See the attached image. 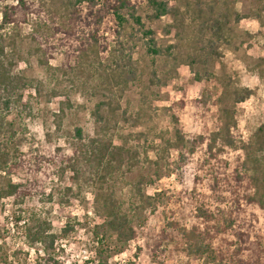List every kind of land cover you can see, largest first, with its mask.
I'll use <instances>...</instances> for the list:
<instances>
[{"label":"rangeland","instance_id":"rangeland-1","mask_svg":"<svg viewBox=\"0 0 264 264\" xmlns=\"http://www.w3.org/2000/svg\"><path fill=\"white\" fill-rule=\"evenodd\" d=\"M97 1L78 10L71 0H38L41 20L25 22L19 11L22 25L0 31L15 41L6 52L25 79L8 116L21 154L10 172L0 170L4 185L24 187L0 199V264H46L27 227L61 234L68 223L54 245L61 264H99L100 246L110 264H264L253 244L264 246V208L243 196L237 212L229 199L240 174L247 193L264 195V168L253 177L241 165L256 157L244 145L264 124V0H172L179 11L159 20L147 0H132L161 55L148 52L131 6L130 22L119 24L116 1ZM100 101L105 120L97 122ZM77 126L85 142L99 137L128 151L125 163L88 162L75 178L61 159L73 154ZM98 193L115 201L133 239L101 226ZM200 204L217 215L209 225ZM231 208L243 239L217 219Z\"/></svg>","mask_w":264,"mask_h":264},{"label":"trees","instance_id":"trees-1","mask_svg":"<svg viewBox=\"0 0 264 264\" xmlns=\"http://www.w3.org/2000/svg\"><path fill=\"white\" fill-rule=\"evenodd\" d=\"M114 15L118 20L119 24L123 22H130L128 18H126V14L124 13V8L131 6L133 12L131 13V18L136 26L139 27L138 30L142 32L144 35V44L146 45L148 52L154 55H161L164 53V48L158 46L157 40L155 38V33L153 29L148 28L143 20L142 15L137 14L136 4L132 2V0H115ZM38 0H12V2H8L7 0H3L1 4V20H0V31L4 30L8 26L20 27L22 22L18 19L19 11L24 12L26 16L25 22L28 21L30 15H37L39 20H41L42 11L37 6ZM76 8L84 5L90 4L92 6L97 5V0H71ZM147 5L151 10L150 18L152 20H159L164 16H175L179 11V8L172 4V0H147ZM36 6L38 8H36ZM30 14V15H29ZM27 20V21H26ZM126 30V28H124ZM6 36V35H5ZM6 38L4 34L0 35V137L4 136V140H0V170L8 169V172L11 170L10 163L13 162V158L17 154H21L19 146L14 139L17 136V130L15 128L14 121L9 119V111L12 108V105L16 102V100L23 98V94L19 93V85H24L25 81L24 77L21 75H17L13 73V64L12 59L9 58L8 53L6 52L9 46H14L15 41L11 39L6 42ZM40 49L39 51H41ZM37 94H40L39 88L36 87ZM71 103H69L70 105ZM104 101H100L96 104L94 116L96 117L97 122L104 121V115L102 114V109L105 106ZM123 115H127L126 111ZM178 121L177 118H175ZM74 138L76 144L74 145L73 154L70 156H63L61 159V163H63L66 167H68L72 172L75 178L79 177V173L82 172V166L90 162L96 160L99 165L103 163V161L107 163H113L116 167H121L123 163H125V159L129 155V152L122 147H111V143H106L102 138H90L88 142H85L84 131L81 127H76L74 131ZM247 143V144H246ZM245 148L249 154H254L256 157L252 159L251 156L247 158L241 165H243L245 172L247 175L249 172H254L253 177L259 176L262 173L264 168V158L258 157L255 153L262 152L264 156V124H262L257 131L254 133L253 141L246 142ZM13 149H10V148ZM12 155V158L10 157ZM240 158V157H239ZM238 158V163L240 162ZM15 162V161H14ZM14 165H16L14 163ZM239 171L238 167L234 169L233 172L237 173ZM238 175V174H237ZM246 177L242 174L238 175V185L233 186L232 184L229 187L231 202L236 205L240 212L243 202V196H245L248 202H256L260 207L264 208V195L260 194L261 188L257 189L255 193L249 194L243 188L242 182ZM3 177L0 174V199L5 195H17L18 192L24 185L22 183H15L12 179H9L8 182L4 185ZM218 183H216V186ZM249 188V187H245ZM215 189V188H214ZM218 189V188H217ZM243 189V195H241ZM215 191H217L215 189ZM161 193H157L155 196H161ZM147 200L149 197H142ZM219 198H223L222 195H219ZM112 200V198H111ZM115 201H109L107 198L103 196L102 193L97 194V206L96 213L102 218L103 223L102 227L111 234H114L118 240L123 242H128L133 239L135 236V231L132 226H129V220L125 215L120 214L116 211L114 207ZM245 202V201H244ZM203 204V203H202ZM223 215H219L217 217L218 220H222L223 223H229L225 228L233 231L234 234L238 238H245V232L237 231L234 229V223L239 219V216L234 209H229L228 211H221ZM215 213H210L204 205L198 206V217L204 218L209 225L210 222L215 220ZM209 222V223H208ZM177 223L169 222L167 226H177ZM129 226V227H128ZM71 223H68L66 227H64L61 231V234L48 232L43 225L38 226H29L27 227V238L32 243H41L43 246V251L45 253V263L46 264H61L55 253V241L57 237L60 235H67L71 230ZM196 231V228L194 229ZM226 231V230H224ZM240 232H243L242 234ZM209 233V232H208ZM100 244H103V241H100ZM257 244L260 250H264V246L261 243H253ZM220 254L222 257L226 256V251L221 248ZM96 256L99 259V264H110L108 259L106 258L105 249L100 246L96 249ZM155 257V255H154ZM260 257V253H259Z\"/></svg>","mask_w":264,"mask_h":264}]
</instances>
